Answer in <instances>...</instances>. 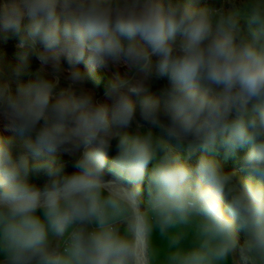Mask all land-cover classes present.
Segmentation results:
<instances>
[{"label": "clouds", "instance_id": "1", "mask_svg": "<svg viewBox=\"0 0 264 264\" xmlns=\"http://www.w3.org/2000/svg\"><path fill=\"white\" fill-rule=\"evenodd\" d=\"M0 34V264H264V0H0Z\"/></svg>", "mask_w": 264, "mask_h": 264}, {"label": "rangeland", "instance_id": "2", "mask_svg": "<svg viewBox=\"0 0 264 264\" xmlns=\"http://www.w3.org/2000/svg\"><path fill=\"white\" fill-rule=\"evenodd\" d=\"M17 42H18L17 39L13 36H10L9 39L5 41L3 39V34H0V77H3V78L12 77V79L15 80V77L13 76V70L15 66L19 63L18 56H19V52L21 51L16 48ZM62 65L65 68L68 67L64 58H62ZM38 67H39V61L34 55H30L29 61H28V67H27L28 72L34 73ZM78 67L87 74V80L85 84L86 88H88L89 90H92L96 94L97 98H100V99H103V94H100L92 86V84L88 80V74L93 73L95 71H102L107 75L109 79H111L117 73H119L120 75H125L128 71L123 66H121L118 69L110 66L107 69L101 68V69H96L95 71H92V72L89 71L88 66L85 65L84 63H81L80 65H78ZM29 78L31 77L28 75L21 77V79L23 80H27ZM13 87H15V83H13ZM0 136H4V137L14 136L13 133L5 129L4 123L2 121H0ZM15 138L17 140L20 139L19 137H15ZM156 243L162 244L163 242L157 239Z\"/></svg>", "mask_w": 264, "mask_h": 264}, {"label": "trees", "instance_id": "3", "mask_svg": "<svg viewBox=\"0 0 264 264\" xmlns=\"http://www.w3.org/2000/svg\"><path fill=\"white\" fill-rule=\"evenodd\" d=\"M205 2L212 7H219L220 3L222 2V0H205ZM88 80L89 82L92 84V86L100 93V94H104V91L106 89V86L109 82V78L107 77V75L102 72V71H95L93 73H89L88 74ZM113 149L109 154V160L112 159V157L115 155V141L113 142ZM244 155V152H238V154L234 157H229L226 161H224L225 167L227 169H236L239 168L240 166V161L242 159ZM221 158L223 159V153H221ZM58 161H63L66 162L67 164V168L66 170L71 172L74 169L71 166V160L70 158L66 155V154H62L60 156H58ZM241 175H244L243 173H241ZM32 179L34 180V182L42 184L44 182V180L46 179L42 174L40 176H36L33 175ZM142 198L146 199V193H142Z\"/></svg>", "mask_w": 264, "mask_h": 264}]
</instances>
